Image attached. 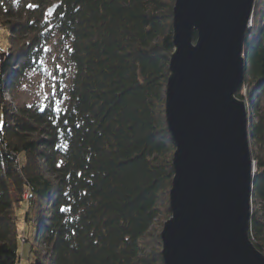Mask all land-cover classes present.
Returning <instances> with one entry per match:
<instances>
[{"label":"trees","instance_id":"trees-1","mask_svg":"<svg viewBox=\"0 0 264 264\" xmlns=\"http://www.w3.org/2000/svg\"><path fill=\"white\" fill-rule=\"evenodd\" d=\"M175 1L0 0L8 32L0 53V264H18L24 202L46 246L32 264H164L175 175L165 99ZM252 23L236 96L245 99L247 84L254 100L253 198L264 217V0H255ZM54 55L65 62L57 100L43 112L15 109L7 91ZM250 233L264 254V219L252 215Z\"/></svg>","mask_w":264,"mask_h":264},{"label":"water","instance_id":"water-1","mask_svg":"<svg viewBox=\"0 0 264 264\" xmlns=\"http://www.w3.org/2000/svg\"><path fill=\"white\" fill-rule=\"evenodd\" d=\"M255 0H176L166 118L176 145L164 264H264L249 238L248 106L236 96ZM197 38H194V33Z\"/></svg>","mask_w":264,"mask_h":264},{"label":"rangeland","instance_id":"rangeland-1","mask_svg":"<svg viewBox=\"0 0 264 264\" xmlns=\"http://www.w3.org/2000/svg\"><path fill=\"white\" fill-rule=\"evenodd\" d=\"M253 17L254 8L248 29L251 27V25H253ZM7 39V29L0 24V53L7 49ZM243 54L246 55L244 51ZM1 57L2 55H0V58ZM63 60L64 59L60 58V56L54 55L52 58H49V61L46 66H44L43 71H39L38 73L30 72L22 83V86L18 87L15 91H7V98L13 103L14 108H25L28 109L29 113H33L39 108L41 112H43V108L49 102L56 101L58 96V85H60L61 82L63 83L62 79L64 78L62 73L65 62ZM242 93L245 96V99L242 100L246 102L247 106L254 102V100L251 101L252 98L249 97V89L247 84L242 88ZM261 102L262 106L264 107V95L262 96ZM255 118L256 117L254 116V119ZM251 120L252 118L249 117L250 124L252 123ZM250 148L256 169V159L254 158V155L256 152H258V149L255 146L252 137H250ZM27 209V202H24L17 210L20 254L18 264H32L37 258L38 253H44L46 251V246L43 242V239L40 238L38 240L36 238V229L33 221V218L35 219L36 212L35 210L30 211V216L28 218V216H25ZM251 212L255 217H257V219H264L262 211L260 210V204L254 200V198H252Z\"/></svg>","mask_w":264,"mask_h":264},{"label":"bare ground","instance_id":"bare-ground-1","mask_svg":"<svg viewBox=\"0 0 264 264\" xmlns=\"http://www.w3.org/2000/svg\"><path fill=\"white\" fill-rule=\"evenodd\" d=\"M250 124V123H249ZM255 166V165H254ZM255 170L256 169H253V173H255ZM253 177H254V174H253ZM253 180H254V178H253ZM253 189H254V185H253ZM252 198H253V191H252ZM251 198V199H252ZM251 204H252V200H251ZM252 215H253V213L251 212V220H252ZM250 231H251V221H250V227H249V238H250V241L252 242V239H251V233H250ZM253 243V242H252ZM256 247V246H255Z\"/></svg>","mask_w":264,"mask_h":264},{"label":"snow or ice","instance_id":"snow-or-ice-1","mask_svg":"<svg viewBox=\"0 0 264 264\" xmlns=\"http://www.w3.org/2000/svg\"><path fill=\"white\" fill-rule=\"evenodd\" d=\"M30 7H31V5H30Z\"/></svg>","mask_w":264,"mask_h":264},{"label":"built area","instance_id":"built-area-1","mask_svg":"<svg viewBox=\"0 0 264 264\" xmlns=\"http://www.w3.org/2000/svg\"><path fill=\"white\" fill-rule=\"evenodd\" d=\"M252 26V25H251Z\"/></svg>","mask_w":264,"mask_h":264}]
</instances>
